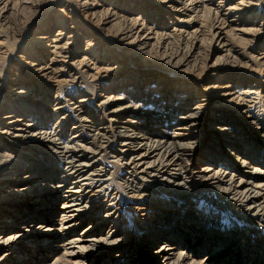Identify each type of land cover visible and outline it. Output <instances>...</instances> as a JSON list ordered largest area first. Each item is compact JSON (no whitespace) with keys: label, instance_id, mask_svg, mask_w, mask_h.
Instances as JSON below:
<instances>
[{"label":"bare ground","instance_id":"bare-ground-1","mask_svg":"<svg viewBox=\"0 0 264 264\" xmlns=\"http://www.w3.org/2000/svg\"><path fill=\"white\" fill-rule=\"evenodd\" d=\"M0 153V264H264V0H0Z\"/></svg>","mask_w":264,"mask_h":264},{"label":"rangeland","instance_id":"rangeland-1","mask_svg":"<svg viewBox=\"0 0 264 264\" xmlns=\"http://www.w3.org/2000/svg\"><path fill=\"white\" fill-rule=\"evenodd\" d=\"M124 93H118V95H123ZM102 101V99H99V102H101ZM98 102V99L96 100V104L97 103H99ZM32 119V118H31ZM30 119V120H31ZM56 119V117L54 118V122L56 121L55 120ZM124 119H132L130 116H124ZM53 121L52 122H50V124L52 123H54ZM64 139L66 140V141H68L69 139H70V135H66L65 137H64ZM68 142H70V141H68ZM208 146H210L209 145V143H205V146H204V150L205 149H207V147ZM16 149H18L19 150V148H16ZM43 152L45 153L46 152V155H48V152L46 151V149H43ZM5 154H10V152L9 151H6L5 152ZM0 155H1V153H0ZM12 158H14V157H12ZM11 158V159H12ZM15 159V158H14ZM110 159H113V158H110ZM114 160V159H113ZM112 160V161H113ZM206 160V161H205ZM205 160H204V164H206L207 162L209 163V162H214V159H211V157H205ZM40 161H46V159H42V158H40ZM48 161V160H47ZM198 163V162H197ZM111 166H113V165H111ZM230 167V166H229ZM231 168H229V170H230ZM231 170H233V169H231ZM117 173H119V174H122L121 173V171L118 169V168H116V170H115ZM115 171L113 170V172H114V175H115ZM123 172V171H122ZM117 183H119V184H117V185H119L120 186V188H119V190H122V189H124V186L122 185V182H120L119 180H117ZM173 188V189H172ZM158 189H160V190H168V191H166V193H167V196H168V198H167V200L166 201H168L167 203L168 204H170V205H172L173 204V206H174V203H175V205H177V206H181V204H182V202H181V197H180V195L177 193V192H173V190H177L175 187H159ZM170 190H172V191H170ZM179 190V189H178ZM191 192V191H190ZM172 193V194H171ZM161 198H164V197H161ZM207 199V198H206ZM206 202V200H204L203 202H201L202 204H205L208 208H207V210L210 212L211 210H212V206L210 205H208V204H206L205 203ZM218 210H219V212L216 214V217H221L222 215H224L225 214V216L224 217H226V218H224L223 217V219L221 220V223H222V225H224V226H227V228H230V226L231 227H233V229L237 232V233H240L242 236H243V238L244 239H246L247 241H249L248 242V244H252V243H254V242H256V241H260V240H262V241H264V226H262V227H260V226H256V225H243V224H240L239 222H241V220H239V219H237L238 218V216H236V218L235 217H231L230 218V213H227V211H226V209H224L223 207H218ZM124 216H125V222H126V224H127V226H128V229L129 230H135V228H136V225H137V218H136V216L135 215H133V213H132V211H130L129 209H127V207L126 208H124ZM132 213V214H131ZM235 218V219H234ZM239 222H238V221ZM245 240V241H246ZM246 241V242H247ZM27 253L28 252H26V253H24V254H22L23 256H26L27 255ZM13 255H14V253L13 252H10V256H12L13 257ZM46 255H48L49 256V258H48V264H52L53 262H54V259H56L57 258V256H54L53 254H46ZM36 256H38V258L39 257H42L43 255L42 254H40V253H38V254H36ZM104 259V258H103ZM20 261H22V262H27L26 260H23V259H21ZM20 264H22V263H20ZM29 264H36V260H34L32 263H29ZM86 264H91V263H86Z\"/></svg>","mask_w":264,"mask_h":264}]
</instances>
